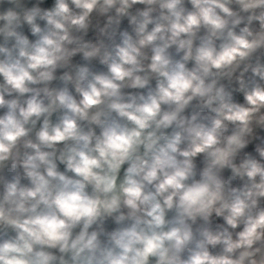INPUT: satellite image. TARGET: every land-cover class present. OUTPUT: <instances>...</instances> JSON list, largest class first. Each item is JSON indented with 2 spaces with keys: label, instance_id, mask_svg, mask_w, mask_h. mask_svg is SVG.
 Wrapping results in <instances>:
<instances>
[{
  "label": "clouds",
  "instance_id": "clouds-1",
  "mask_svg": "<svg viewBox=\"0 0 264 264\" xmlns=\"http://www.w3.org/2000/svg\"><path fill=\"white\" fill-rule=\"evenodd\" d=\"M0 264H264V0H0Z\"/></svg>",
  "mask_w": 264,
  "mask_h": 264
}]
</instances>
